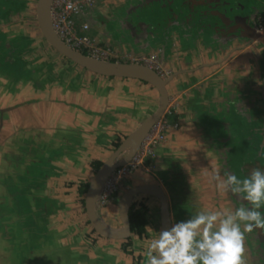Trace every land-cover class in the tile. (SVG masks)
I'll use <instances>...</instances> for the list:
<instances>
[{"label": "rangeland", "instance_id": "374dc122", "mask_svg": "<svg viewBox=\"0 0 264 264\" xmlns=\"http://www.w3.org/2000/svg\"><path fill=\"white\" fill-rule=\"evenodd\" d=\"M37 3L38 0H4L0 3V43L14 44L17 51L9 56L19 61L15 71L0 61V87L5 88L7 94H16L19 86L24 84L34 87L28 99L34 107L33 104L46 98L39 94L40 90L51 86L53 89L48 92V97L51 94L52 99H62L68 110L73 106L71 96L83 89L84 98L93 96L96 102L99 101L98 110L103 108L109 112L108 121L102 124L104 129L100 125L98 130L89 133L95 134V142L110 146L114 152L115 140L122 137L123 141L130 133H124L119 126L124 123L130 127L141 125L154 114L160 104L159 92L153 98L155 103L148 104L145 113L140 114L136 107L131 108L136 95L123 84L106 95L107 88L113 90L116 80L112 79L110 83L100 79L53 48L40 30ZM256 3L253 0L250 5ZM191 4L189 0H93L83 6L72 31L77 38L88 40L85 45L75 41L69 45L108 63L150 65L164 78H170L174 67L183 68L184 62L195 66L198 62L195 50L197 53L198 47H204V41L198 43V26H182L183 20L194 18L198 12H190L195 9ZM262 47V51L257 52L259 75L248 83H240L234 91L235 97L219 98L221 110H215L213 98L201 100L199 93L191 97L189 105H181L178 94L185 96L193 82L183 83L182 90L172 98L169 95L165 113L149 134H156L163 124L167 130L166 113L174 109L177 112L175 126H192L188 135L193 132L201 136L202 145L196 141L181 151L164 145V135L151 153L147 154L144 147L139 148L137 159L133 156L126 165L109 175L96 195L95 208L106 226L116 230L123 228L119 200L129 188L137 186L135 180L141 176H151V180L162 187L172 224L187 219L201 208L212 211L235 209L238 202L230 194L217 190L212 174L213 169H218L223 178V171L230 168L237 175H243L253 167L264 165V156L259 155L264 152V64L261 65L264 45ZM185 68L191 67L186 65ZM90 86L93 89L87 93ZM189 96L187 93L185 98ZM102 99L105 108L99 107ZM11 100L10 95L8 102ZM120 101L126 102L127 106L114 109ZM6 111L5 107H0V264H142L141 243L147 244L151 238L149 232L154 236L161 230L160 200L147 194H138L134 198L133 202L140 203L147 220L143 237L130 235L125 241L105 242L103 237L91 233L85 207L76 204L84 195H79L75 188H66L68 183L60 180V174L69 168L70 157L55 153L54 149L61 145V138L63 142L67 140L69 129L64 128L66 133L59 134V141L55 135L45 136V140L34 124L30 128L26 126L24 121L28 114L33 115L31 112L26 113L24 119L22 116L8 117ZM179 116L186 117L181 125ZM97 118L101 117L97 115ZM40 139L47 143L46 149L40 145ZM112 140L113 145L110 144ZM159 145L162 150L155 151ZM130 150L126 148L117 161L128 158ZM75 165L78 164L72 167ZM85 169L86 166L81 173ZM92 170L89 176L79 177L78 182L90 183L95 174ZM244 246L245 264H264V234L247 233Z\"/></svg>", "mask_w": 264, "mask_h": 264}, {"label": "crops", "instance_id": "0c3cea01", "mask_svg": "<svg viewBox=\"0 0 264 264\" xmlns=\"http://www.w3.org/2000/svg\"><path fill=\"white\" fill-rule=\"evenodd\" d=\"M189 1H192L191 5H194L193 7L195 8L190 10V12H193V10L194 13H196V11L198 12L195 15L196 17L194 16L192 19L186 18L185 22L183 20L182 26L184 28L187 26L196 28V26H198L199 40H193H195V42L198 40L199 45L201 41H204L205 43L204 47H198V54L195 50V57H197L198 61L195 66L184 62L183 68L178 69L179 66L174 67V71L171 72L172 74L170 76L171 80L167 84L168 93L172 98L177 91L182 90L184 87L183 83L192 84L191 82H193L189 91L185 94L186 96L187 93H190L189 97L185 98V96L178 94V98L181 97L182 99L181 105H189L192 100L191 97H193V95L195 97V94L199 93L200 96L202 95L201 100L204 99V101H209V99L213 98L215 110L217 108L221 110L222 108L219 98H224L226 100L227 95H230V98L231 96L235 97L237 93H234V91L240 83H248L251 80H255V77L260 73V62L257 52L262 51L263 49L262 45H264V36H260L255 28V14L258 10L253 7L247 11V2L245 1H242L243 6L239 5L236 0ZM174 24L175 22L173 25ZM183 41L185 42L186 39H183ZM261 42L263 43L261 44ZM159 63H161V61L157 63L160 66ZM263 64L264 58L263 61H261V65ZM186 65L191 68H185ZM262 69V75L264 76V68ZM169 71L170 70H167V72ZM90 73L94 74L93 72ZM97 76L100 79L109 80L110 83L112 82V79L116 80V84L113 85V90L108 87L106 91L108 94L106 93V95H110L115 88L122 86V84L127 90L134 92L136 97L132 102L131 108L136 107L139 112L138 114L145 113L146 108L149 107L148 104L152 106L155 103L153 98L155 99L156 95L158 96V90L154 86L152 87L151 85L143 84L139 82L138 79L120 77H113L110 79L100 75ZM110 83L108 84L109 86ZM51 89H53L51 86L50 88L46 86L45 89L40 90L41 92L39 94L43 96L46 95V98L43 97L44 99L39 100L38 103L33 104L34 107H31L28 99L30 98L32 91L35 90L34 87L30 88V86L24 84L19 86V91H17L16 94H14L15 92L7 94V90L0 87V107L6 108L8 117L14 116L18 118L22 116V118L25 119L26 113L31 112L33 115L28 114V116H26L27 119L24 122H26V126L28 125L29 128L34 124L36 127L35 129L39 130L40 136H43V139L45 140V136L55 135L56 141H59V134L66 133L63 131L64 128L69 129L70 132L67 131V140H64L63 142L61 138V145L58 148H53L55 153H62L65 157H70V159H68V163L70 164L68 166L69 168L66 173L60 174V180L64 181L68 177H70V179H78L79 177L83 178L89 176L91 174L90 169L92 170L91 163L93 161H106L113 154L110 146L108 147L99 142H95L97 137H95V134L89 133L91 130H98L100 125L108 121L106 116L109 112L105 111L103 108L98 110L97 103H99V101L96 102L93 96L90 95L91 97L89 98L87 94L86 96L88 97L84 98L85 91L83 89L78 90L79 93H76L75 96H71L70 100L71 103H73V106L68 110L62 99L58 101L52 99L51 94L50 97H48V92L51 91ZM92 89L93 87H91V90L88 87L87 93L92 91ZM10 95L12 100L9 103ZM147 98L152 99L147 101L145 100ZM103 100L104 99L100 100L101 105L99 107L105 108V105L102 103ZM212 101L213 100L210 102L212 103ZM125 103L124 101L117 102L113 108L124 107L123 105H126ZM28 108H30V110ZM31 108H34V110H31ZM178 110H180V107ZM94 112H96L101 118H97V115H94ZM145 116L147 117L148 115ZM220 118L222 119V117ZM185 119V116H181V118L180 116L178 117L180 125L186 121ZM216 120H218V118H216ZM207 123L210 122L207 121ZM184 125L185 124H183L182 127H179V130L177 131L174 130L168 132L164 145H169L172 148H180L181 151L182 149L184 150L193 146L196 144V141L198 145H202V137L196 136L193 132L188 135V131H192L193 127L190 125ZM139 126L140 124H135L130 127L124 123L119 127L123 129L122 131L124 133L127 131L132 133ZM101 128L104 129V126L102 125ZM80 130H83V132ZM86 131L88 132L87 134L85 133ZM77 132L78 135H76ZM130 133H128V135ZM43 139L42 141L40 139V145H42V148L46 149L47 143H43ZM110 144L113 145L114 140H112ZM159 147L160 145L155 151L161 149ZM79 163L81 164L80 166H78ZM71 164L78 165L72 167ZM84 166H86V169L84 173H81ZM151 179V176H141V179H136L135 183L137 185L148 183L155 184Z\"/></svg>", "mask_w": 264, "mask_h": 264}, {"label": "clouds", "instance_id": "9594fccd", "mask_svg": "<svg viewBox=\"0 0 264 264\" xmlns=\"http://www.w3.org/2000/svg\"><path fill=\"white\" fill-rule=\"evenodd\" d=\"M212 180L238 202L235 209H197L154 236L149 232L147 244L140 245L142 264H245L246 234H264V165L243 175L225 169L223 178L213 169Z\"/></svg>", "mask_w": 264, "mask_h": 264}, {"label": "water", "instance_id": "95a60500", "mask_svg": "<svg viewBox=\"0 0 264 264\" xmlns=\"http://www.w3.org/2000/svg\"><path fill=\"white\" fill-rule=\"evenodd\" d=\"M52 0H38L37 20L40 30L47 42L58 52L75 64L85 68L95 74L106 77H123L143 80L154 86L160 95V104L157 111L148 117L136 130L130 133L113 152V154L103 162L102 166L95 172L90 181L86 193L87 214L92 226L103 236L121 239L131 235L129 221V210L135 196L147 194L157 197L160 200V220L161 230L171 227L172 220L169 212L166 195L161 186L153 183L141 184L129 188L119 200V215L123 224L120 230L109 228L100 218L99 212L95 208V199L98 191L118 167L126 165L140 148L144 140L149 135L154 125L161 119L169 104V93L167 84L170 78H164L154 67L146 64L133 62L108 63L98 58L84 54L66 44L54 31L50 21V7ZM131 148L129 157L120 162L118 156L125 150Z\"/></svg>", "mask_w": 264, "mask_h": 264}, {"label": "trees", "instance_id": "16d2710c", "mask_svg": "<svg viewBox=\"0 0 264 264\" xmlns=\"http://www.w3.org/2000/svg\"><path fill=\"white\" fill-rule=\"evenodd\" d=\"M3 1L4 0H0V3ZM242 1H245V2L248 1V3L246 4L247 11H249L250 8H253V7H255V9L258 10V12L255 14V28H256L257 17L259 15V13L262 10H264V3H263L264 0H262V1L256 0L257 3L253 6L250 5V3L253 2V0H236V2L239 3V5L243 6ZM170 16L171 15H169V17ZM247 17H249V16H247ZM13 51H17V48L14 47V44L10 43L8 45H5L2 42L0 43V61H1V63L4 66L8 65L10 67V69L15 71L16 69L19 68V61L16 58H10L9 54H11ZM83 52H84V54L87 53L86 50H83ZM104 77H106V76H104ZM108 78L112 79L113 77H108ZM120 78H123V77H120ZM139 82H141L143 84L150 85L149 83H147L143 80H139ZM175 116H177V112L174 109H171L166 113V119H167V122L169 123V127L167 130L164 131V135H167L168 132H171L174 130L175 131L179 130V124L177 126H175V123H176ZM121 143H122V137L118 138V140L115 141V144H114L115 148L117 149ZM103 162L104 161H101V160L93 161L91 163L93 170L96 172L102 166ZM119 168L120 167H118L115 171H117ZM78 180L79 179H70V177H68L64 180V182L68 183L66 185V188H68V187L75 188V189H77V192L80 193L79 195H84V198H82V200H77L76 204H81L85 207L86 215H87V222L91 225V233L97 234V235L103 237V239L105 241H108L109 243L128 240L130 236H128L126 238H121V239H115V238L103 236L92 226L91 221H90L88 214H87L86 200H85L86 193H87V190H88L90 183L83 182V180L78 182ZM19 200L22 201L23 199L21 198ZM139 206H140V203H136V202L132 203V206L130 207V210H129V221H130V226H131V235H137L138 237L141 238L146 233L147 220H146L145 212L143 210H141L140 209L141 207H139Z\"/></svg>", "mask_w": 264, "mask_h": 264}, {"label": "built area", "instance_id": "2783aa9c", "mask_svg": "<svg viewBox=\"0 0 264 264\" xmlns=\"http://www.w3.org/2000/svg\"><path fill=\"white\" fill-rule=\"evenodd\" d=\"M93 0H52L50 7V21L51 25L56 32V34L69 45L76 42L78 44H84L88 40L86 37L80 39L74 36L72 33L73 29L76 27V19L83 11V6L89 4ZM86 27V26H84ZM256 30L259 34L264 35V10H262L256 22ZM70 46V45H69ZM81 46V45H80ZM157 130V128H155ZM165 125H161L157 133L154 135H148L141 145L144 147L146 153L149 154L152 148L156 146L164 138ZM139 156L138 153L134 154L135 160Z\"/></svg>", "mask_w": 264, "mask_h": 264}]
</instances>
